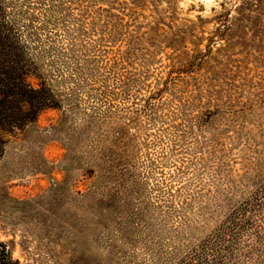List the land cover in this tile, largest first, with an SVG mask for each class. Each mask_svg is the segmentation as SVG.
I'll return each instance as SVG.
<instances>
[{"label":"rangeland","instance_id":"obj_1","mask_svg":"<svg viewBox=\"0 0 264 264\" xmlns=\"http://www.w3.org/2000/svg\"><path fill=\"white\" fill-rule=\"evenodd\" d=\"M17 4L60 104L0 158L13 258L264 264V0Z\"/></svg>","mask_w":264,"mask_h":264},{"label":"trees","instance_id":"obj_2","mask_svg":"<svg viewBox=\"0 0 264 264\" xmlns=\"http://www.w3.org/2000/svg\"><path fill=\"white\" fill-rule=\"evenodd\" d=\"M18 1L0 0V158L8 135L36 120L42 110L60 104L56 91L45 80L37 84L30 81L32 75H40ZM195 255L184 263L193 264ZM0 264H19L2 241Z\"/></svg>","mask_w":264,"mask_h":264}]
</instances>
